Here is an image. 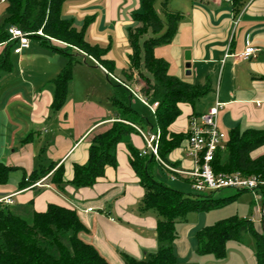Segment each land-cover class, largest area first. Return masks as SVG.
Wrapping results in <instances>:
<instances>
[{"label":"crops","instance_id":"crops-1","mask_svg":"<svg viewBox=\"0 0 264 264\" xmlns=\"http://www.w3.org/2000/svg\"><path fill=\"white\" fill-rule=\"evenodd\" d=\"M185 1L186 10L176 11L182 16L176 34L169 43L156 47L154 54L167 63L170 76L190 84L209 85L210 90L193 107L179 106L181 115L171 125L170 132L187 134L190 116L206 114L218 103L221 104L218 128L226 139L238 127L263 129L264 0H242L245 5L238 15L233 0ZM141 10L142 0L66 1L63 19L72 21L78 29L89 21L86 39L92 45L110 48L107 59L115 63V72H120L122 79L74 50L82 57L74 66L61 111L54 112L52 108L56 94L54 81L68 64L69 56L43 45L40 40L35 44L30 42L29 48L19 55L11 54L12 71L0 82V163L10 169L5 182L0 183V212L6 214L11 206L29 204L34 212H45L49 205L75 210L87 228L80 237L111 264H126L125 257L144 261L158 251L159 218L153 211L140 209L145 190L131 165L127 145H118L116 167H108L93 186L76 188L72 180L75 166L88 162L92 136L120 122L113 105L114 99H120L110 83L112 78L124 83L123 72L129 65V30L137 26L134 14ZM248 42L259 51L245 60L241 55ZM5 48V44L0 45V56ZM87 58L91 60L89 63ZM188 62L190 73L186 68ZM138 85L128 83L132 92L154 107L141 101L155 113L158 99L149 98L153 101L149 104ZM142 123L139 129L144 133L159 132L156 118L152 124L143 118ZM129 138L136 150L145 149L139 133L134 132ZM263 153L264 148L255 156ZM168 160V165L178 172L168 171L172 180H191L185 175L195 167L188 156L187 139L168 154ZM52 163L63 167L62 188L50 182V173L35 185L22 189L24 180L34 170ZM209 214L188 216L186 222L177 225L175 253L179 264H216L212 255H199L195 243V235L206 227ZM235 248L245 264H255V258Z\"/></svg>","mask_w":264,"mask_h":264},{"label":"trees","instance_id":"trees-1","mask_svg":"<svg viewBox=\"0 0 264 264\" xmlns=\"http://www.w3.org/2000/svg\"><path fill=\"white\" fill-rule=\"evenodd\" d=\"M68 0H5L6 17L0 25V45H6L0 56V82L12 71L11 54L15 47L9 42L8 28L13 26L31 34L43 45L54 51H62L69 56L64 70L55 79L56 94L53 111L59 112L66 103L69 84L77 56L74 50L91 57L110 74L116 70L115 63L107 59L110 48L92 45L85 37V28L78 29L70 20L62 17L63 6ZM172 0H164L161 12L156 9L157 0H142V10L134 14L136 27L129 30L130 54L128 68L123 72L124 83L133 81L135 72L140 77L141 91L145 96L156 99L163 90L155 118L160 132L159 157L168 164V154L178 148L189 138V132L171 133L170 127L181 115L180 105L194 106L195 102L210 90L209 85L190 84L168 74V65L163 59L155 56V48L169 43L176 34L181 15L169 8ZM236 15L241 12L245 3L233 0ZM163 14L164 19L161 17ZM41 31L43 37L37 33ZM154 37H148L149 33ZM54 43L61 44L59 48ZM136 84L139 82L136 80ZM120 122H114L109 128L95 133L91 138L89 158L85 165H76L72 184L76 188L93 186L102 178L108 167H116L118 145L125 143L130 152L131 165L140 176L145 190L144 201L140 204L142 212L153 211L158 215L156 239L158 251L147 260L137 261L125 257L126 264H179L175 253V241L178 239L177 225L187 221L194 212H207L226 205L248 190L235 191L234 195L216 198L210 191L185 194L182 191L165 187L155 178L156 168L168 172L165 167L151 155L140 156L130 143V135L142 128L143 118L120 100H113ZM196 116V114H193ZM192 118V116H190ZM140 134V133H139ZM264 148V128H235L228 134L225 148L218 149L212 161L216 175L230 176L241 174L243 177L257 176L264 180V153H255ZM9 168L0 163V183L5 182ZM50 173V182L59 188L64 184L62 166L52 163L50 166L34 170L24 180L22 189L35 185ZM192 184V180H185ZM198 193V194H197ZM264 194V191L261 192ZM201 194V195H200ZM200 195V196H198ZM264 211V198L263 207ZM264 220V217L262 218ZM87 231L75 210L49 205L45 212H34L29 205L11 206L8 212H0V264H111L97 249L82 240L80 234ZM246 234L255 240V264H264V232L251 220L233 216L213 225L203 227L195 235L197 253L212 255L224 259L227 244H243Z\"/></svg>","mask_w":264,"mask_h":264},{"label":"built area","instance_id":"built-area-1","mask_svg":"<svg viewBox=\"0 0 264 264\" xmlns=\"http://www.w3.org/2000/svg\"><path fill=\"white\" fill-rule=\"evenodd\" d=\"M5 0H0V4H4ZM8 34L10 36L9 42L14 43L15 47L13 53L15 55L21 54L25 49L30 46L31 34L16 28L9 27ZM38 36L43 37V33L39 31ZM259 50L255 48L251 42L247 43V48L241 57L245 60L250 59ZM119 84L124 86L135 97L140 99L145 105L149 106L141 95L132 92L131 88L117 80ZM221 104H217L211 108L206 114L201 116H194L189 122V138H188V156L193 160L194 170L190 173H185L192 180L193 190L196 192L205 191H217L223 189H229L233 191L248 190L257 198H264V180H261L257 176L243 177L241 174H233L230 176L216 175L212 169V161L214 155L218 149L225 148L226 135L222 133L218 128V108ZM150 108H154L149 106ZM145 142V149L141 152L140 156L151 155L165 167L166 170L174 173H178L170 165L164 163L159 157V132L153 134L144 133L139 128H136ZM8 204L11 201L7 198ZM264 217V211L262 210V218Z\"/></svg>","mask_w":264,"mask_h":264},{"label":"rangeland","instance_id":"rangeland-1","mask_svg":"<svg viewBox=\"0 0 264 264\" xmlns=\"http://www.w3.org/2000/svg\"><path fill=\"white\" fill-rule=\"evenodd\" d=\"M164 0H157L156 2V9L161 12V4ZM189 1V0H187ZM185 0H172L169 4V8L171 11L176 12L178 11H184L186 10L187 4L185 3ZM5 5L0 4V25L5 20ZM161 17L164 19L163 14L161 13ZM148 37H154L155 35L153 33H149L147 35ZM31 43H36L39 40L36 38L30 39ZM73 55L78 56V60H81L82 55L80 53H77L76 51L72 53ZM13 57V55H12ZM88 63L91 61L90 58H87ZM115 77L117 79L121 78L120 72H115ZM138 81L140 84V77L137 72L133 75V81L130 82V85H135V81ZM80 81H78L77 86H79ZM140 88L142 86L138 85ZM124 86H120L114 78L111 79L110 88L115 91V95L122 101L124 104L130 106L139 116L145 119L147 123L153 122L155 119V113H153L148 107H146L141 100H139L134 95H130V93L127 91V89ZM135 90V89H134ZM119 93V94H118ZM118 94V95H117ZM163 94V90H160L157 94V99L160 100L161 96ZM145 96V94H142ZM149 100V99H148ZM152 100H149V104H152ZM198 111V110H197ZM155 178L158 182L162 183L165 187L172 188V189H178L182 191L185 194H196L195 190H193L192 184L189 182L181 181V180H172L170 177V174L168 172L163 171L161 168H156L155 171ZM210 191L203 192L204 195L209 196ZM198 194V193H197ZM235 191L229 190V191H222V192H214L213 196L216 198L220 197H226L234 195ZM201 195V194H200ZM198 195V196H200ZM262 207H263V199L257 198L254 193L252 192H245L239 195L236 199L229 201L226 205L207 211V212H194L189 215L193 216L192 218H195L194 216L201 214V216H206L208 212L209 219L207 220L208 223L206 226L213 225L223 219H227L233 216H238L241 219L251 220L261 231L264 232V220L262 219ZM204 218V217H203ZM231 244V245H230ZM233 246V247H232ZM236 247L243 249V251L248 254V256L254 258V252H255V240L252 235L246 234L243 240V244L235 243V242H229L227 244V254L224 259H217L215 256L214 262L216 264H245L244 258L240 257L239 253H237ZM236 255V256H235ZM218 260V261H217Z\"/></svg>","mask_w":264,"mask_h":264},{"label":"water","instance_id":"water-1","mask_svg":"<svg viewBox=\"0 0 264 264\" xmlns=\"http://www.w3.org/2000/svg\"><path fill=\"white\" fill-rule=\"evenodd\" d=\"M186 59H187V61H189V59H190L189 56H188V54H187V56H186ZM190 67H191V65H190V63L188 62L187 65H186V68L188 69V73H190V70H189Z\"/></svg>","mask_w":264,"mask_h":264}]
</instances>
